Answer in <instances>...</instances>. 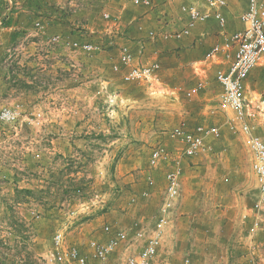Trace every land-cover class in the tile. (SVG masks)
<instances>
[{
  "label": "rangeland",
  "instance_id": "1",
  "mask_svg": "<svg viewBox=\"0 0 264 264\" xmlns=\"http://www.w3.org/2000/svg\"><path fill=\"white\" fill-rule=\"evenodd\" d=\"M87 1L91 2H76L79 5L76 10L67 11V24L57 27L56 31L47 32L44 26L38 30L35 23H31L27 30L21 29L10 37L7 33L0 36V87L30 89V93L17 98L32 107L42 105L40 120L43 114L66 121V140L73 152L55 156L59 158L58 166L64 167L53 180L64 187L62 203L71 201L69 205L58 206L61 221L71 220L74 215L88 223L86 221L111 211L115 219L108 223L104 218L106 222L101 225V232L105 224L118 229L134 220H141L151 228L168 170V164L149 166L151 149L162 144L167 150L179 153L176 141L169 136L179 125L187 129L196 125L217 126L219 136L206 138L207 148L202 153L193 158L180 156V197L173 220L164 232L169 251L167 264H184L185 258L188 264H264V211L260 214V229L250 237L257 245L255 250L254 245L251 250L246 238L250 224L243 217L256 198L257 182L251 170L247 174L240 171L238 160L228 161L230 153H240L250 166L243 137L228 127L225 114L212 110L219 91L218 85L212 84V72H207L208 85L203 92L192 98L185 97L183 91L197 79L194 65L188 63L184 52L191 35L180 40L147 37L149 29L161 33L180 28L184 23L180 4L194 2L201 6L202 2L154 0L156 7L145 10L133 6L131 0L119 3L113 0L111 5L96 0L92 1L91 8L86 6ZM7 2L0 0V9L9 6ZM225 2L228 8L223 10L226 11L224 31L229 34L241 25L238 16L246 1ZM103 13L109 14L108 19ZM9 18L8 14H2L0 26ZM138 24L143 26L142 30L137 28ZM201 26L194 38L199 39V32L202 33L204 48L222 40L214 20L209 19ZM54 35L60 37L61 44L47 42V37ZM69 41L90 42L96 45V50L90 54L74 51L64 46L63 42ZM123 46L129 48L134 62L157 61L158 77L122 81L120 73L114 72L112 66ZM110 72L117 78L107 83L105 77ZM262 75L257 86L264 89ZM255 81L252 77V83ZM39 92L46 94L40 96ZM59 104L65 107L63 111L52 110ZM3 107L15 112L16 119L24 116L14 108ZM32 113L27 118L36 122L33 120L37 112ZM26 131L32 135L31 145L27 144L33 151L45 147L46 141L35 137L39 135L36 129L26 128ZM23 132L25 130L21 134ZM46 145L50 146V141ZM149 180H153L152 185L148 184ZM144 183L148 189L140 192L137 185ZM75 187L82 188L84 193L80 197L72 194ZM152 188L157 192V199L151 210L135 211L140 200L149 197ZM142 192L148 195L142 197ZM40 214L34 212V217ZM89 239L93 238L82 239L81 244L75 246L80 251L82 247L81 252L88 256L89 262L98 264L89 258ZM40 244L37 250L47 249V253L52 250L50 239ZM44 257L33 258V263L44 264Z\"/></svg>",
  "mask_w": 264,
  "mask_h": 264
},
{
  "label": "built area",
  "instance_id": "2",
  "mask_svg": "<svg viewBox=\"0 0 264 264\" xmlns=\"http://www.w3.org/2000/svg\"><path fill=\"white\" fill-rule=\"evenodd\" d=\"M202 5L194 2L182 3L179 11L184 17L182 26L174 31L147 30L150 40L175 39L180 40L191 35L192 31L199 25H204L209 19L216 23L222 40L212 44L205 52L200 64H193L196 81L186 88L183 93L185 97L192 98L207 88V72L213 69V79L219 85L217 101L212 110L226 115L228 127L243 137V142L250 154L251 170L257 182V194L250 210L253 221L249 228L252 236L260 229V214L264 211V141L252 133L250 121L255 117V111L251 109V102L244 93V81L249 72L263 63L264 59V0H245V8L238 16L241 24L229 34H226V17L224 9L227 5L225 0H200ZM133 6L145 10H153L156 7L154 0H131ZM108 19L109 14L103 13ZM41 24L35 23V28L40 30ZM139 30L143 29L141 24L137 25ZM47 42L54 45L61 44L57 35L47 37ZM64 46L72 48L85 54L96 50V45L90 42L69 41L63 42ZM127 46H123L119 52L118 60L112 66L114 72L120 73L124 82L141 81L144 79L158 77L159 63L157 61L138 63ZM123 68V70H122ZM41 113L35 114L33 121L40 120ZM2 122L15 124L17 119L15 112L4 107L0 112ZM169 136L176 141L179 153H174L162 145L154 146L149 155V166L156 168L159 164H168L165 172V187L157 209L153 224L148 229L141 220H134L124 228L114 229L112 225L105 224L102 231L107 238L104 240L89 239L87 242L89 258L98 264H106L112 253L121 245L129 246L139 244L136 253L125 257L123 264H155L156 257L162 248V238L166 228L171 224L176 205L180 197L181 166L180 156L193 158L202 153L207 147L205 139L217 138L219 127L196 125L193 129L184 128L179 125L169 132ZM149 185L153 180L148 181ZM81 187H75L72 194L80 197L83 194ZM148 192H142L141 196H147ZM133 200V199H132ZM69 201L64 200L63 206ZM72 214L75 212L72 210ZM72 218H75L72 215ZM61 231L55 232L52 237V250L43 258L44 264H88V256L82 254L75 245H69L64 240ZM188 258L183 260L188 264Z\"/></svg>",
  "mask_w": 264,
  "mask_h": 264
},
{
  "label": "crops",
  "instance_id": "3",
  "mask_svg": "<svg viewBox=\"0 0 264 264\" xmlns=\"http://www.w3.org/2000/svg\"><path fill=\"white\" fill-rule=\"evenodd\" d=\"M4 1H8L7 3H9V6L4 10L0 9V17L2 14L6 13L10 18L7 23L0 26V36L7 33L10 37L21 29L27 30L28 28L26 27H28V25L31 23L34 24L37 21L41 22V26H44L47 32H49L48 30L53 31V29L56 31L57 27L59 28L62 24H64V26L67 24V11L76 10L79 6L76 2L80 3L83 0ZM92 1L96 0H91V2L87 1L86 6L90 8L93 7ZM111 1L113 0H103V2L109 5H111ZM119 1L120 0H115L117 3H119ZM226 8H228L227 5L225 10ZM225 13L226 11L224 14ZM31 20L32 22H30ZM200 27L202 26L199 25L193 30L184 48L186 60L192 65L200 64V60L203 59L205 52L214 43L212 42L208 44V47L204 48L206 45H203L204 47L202 46L203 34L199 32L200 38H194L195 33ZM240 27L241 25H238L236 29ZM102 62H104V60ZM261 65H263L262 68L255 70L253 68L245 78L244 93H247L248 96H246L251 102L250 107L256 113L255 117L250 121L252 133L259 136L264 141V89L257 86L263 78L261 76L264 74V61L259 66ZM169 69L170 71L172 70L171 68ZM210 70L208 74L212 72L211 80L213 82L212 84L215 85L217 83L213 79V69ZM252 77L256 80L254 83H252ZM116 78L117 77H114L111 72L105 77L107 83H111L112 80L115 81ZM109 88L111 89V87ZM218 88L220 89L219 85ZM246 88L249 91L245 92ZM30 92L31 90L26 88L0 87V108L6 105L24 114V116L20 115L18 117L15 124L2 122V120H0V264H35L33 263V258L38 256L44 257L47 253V249H44V251L42 249L37 250V246L42 243L43 240H51L57 231L63 232L65 236L64 240H66L69 245L78 246L83 241L82 239L85 238L104 240L107 238V235L105 236L103 231L101 232L100 230L103 222H106L104 218L107 219L108 223H112V219H115L111 211H109L90 221H86L88 223L72 218L73 216L70 217L71 220L68 219L69 217H66L68 220L65 222L61 221L62 216L59 212L60 209L58 210V206H63L61 196H63L64 187H59L53 180L57 179L59 172L60 174L62 173L61 169L64 166H58L59 158L57 157L56 159L55 156L60 154L64 156L69 155V153L73 152V149H71L72 145L66 140V121L59 118L45 117L43 114V118L36 122H32L31 119L27 118L28 115H33V111L40 113V111L43 110L42 105L35 104L32 107L31 104L17 98V96ZM45 94L46 93L41 92L38 93L40 96ZM50 103L53 105V102ZM64 109L65 107L63 104H59L58 107H52V110L57 112L63 111ZM26 128L30 130L33 128L36 129L39 135L36 136L35 134V137L39 138V141L45 140L46 144L50 141L51 145L47 147L45 144L44 148L40 147L33 151L32 146H30L32 135L30 132L27 134ZM22 130H25L26 134L24 132L21 134ZM67 143L69 147L66 145ZM234 159L238 160L236 164L239 166L242 173H249L251 164L250 166L247 165L245 156H242L240 153H230L228 161L230 162ZM229 165H231V163H229ZM137 187L140 192L148 189L145 183L137 185ZM150 190L151 193L149 197L140 200L141 203L135 208V211L146 213L151 210V207H153L157 199V192L153 188ZM70 203L71 201L69 200L68 205ZM34 212H40L41 214L38 215V217H34ZM243 217L249 222L250 228L253 221L250 208L246 210ZM99 220L100 222H98ZM247 236L246 238H249L250 248L254 245L253 249L255 250L257 245L250 241V237L252 236L250 234ZM164 240L165 250L161 249V254L159 252L155 264H167L169 251L167 250L168 244L166 238H164ZM139 246L140 243L126 247L125 245H121L111 254L107 264H122L126 256L136 253L139 250ZM88 264L96 263H91L88 260Z\"/></svg>",
  "mask_w": 264,
  "mask_h": 264
}]
</instances>
